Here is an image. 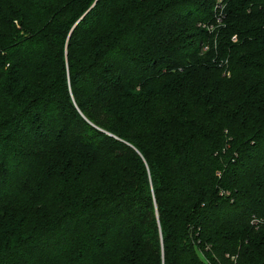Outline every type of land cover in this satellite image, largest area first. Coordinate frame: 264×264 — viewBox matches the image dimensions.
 I'll list each match as a JSON object with an SVG mask.
<instances>
[{"label": "trees", "instance_id": "obj_1", "mask_svg": "<svg viewBox=\"0 0 264 264\" xmlns=\"http://www.w3.org/2000/svg\"><path fill=\"white\" fill-rule=\"evenodd\" d=\"M252 216L264 0H0V264H264Z\"/></svg>", "mask_w": 264, "mask_h": 264}, {"label": "built area", "instance_id": "obj_2", "mask_svg": "<svg viewBox=\"0 0 264 264\" xmlns=\"http://www.w3.org/2000/svg\"><path fill=\"white\" fill-rule=\"evenodd\" d=\"M249 224L253 228L258 229L261 225L264 224V222H263V220H260L256 217L252 216ZM225 258L227 259L226 264H238V256L237 255L232 256V255L226 254ZM207 264H211V263L207 262ZM218 264H225V263L219 262Z\"/></svg>", "mask_w": 264, "mask_h": 264}, {"label": "rangeland", "instance_id": "obj_3", "mask_svg": "<svg viewBox=\"0 0 264 264\" xmlns=\"http://www.w3.org/2000/svg\"><path fill=\"white\" fill-rule=\"evenodd\" d=\"M218 3L221 4L220 1H218ZM215 14L218 16V14H220V13H215Z\"/></svg>", "mask_w": 264, "mask_h": 264}]
</instances>
